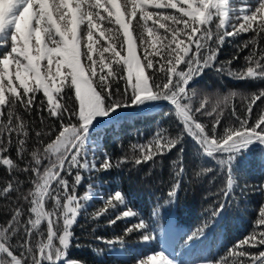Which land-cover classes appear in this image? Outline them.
Returning <instances> with one entry per match:
<instances>
[{"label":"snow or ice","instance_id":"snow-or-ice-1","mask_svg":"<svg viewBox=\"0 0 264 264\" xmlns=\"http://www.w3.org/2000/svg\"><path fill=\"white\" fill-rule=\"evenodd\" d=\"M249 32L255 35L238 46L232 60L217 62L226 38ZM262 35L264 0H0V165L10 175L30 173L32 185L20 197L27 209L18 204L7 224L0 226V264H78L68 254L73 245L81 247L73 226L82 214L98 222L124 207L126 210L108 219L107 226L140 216L127 206L121 190L105 197L89 183L78 195L85 174L90 179L93 172L126 163L140 166L151 162L155 167L163 163L158 157L175 149L178 155L172 161L173 180L165 201L174 205L185 172V137L193 141L202 158L213 163L195 175L213 173V180H225L219 189L222 199L210 209L214 225L236 202V191L244 190L236 162L257 149L264 160V109L253 120V106L264 100V89L241 96L246 101L241 115L231 103L239 93L203 94L192 84L208 69L237 80H264V48H253L245 57V67H231L239 52L257 45ZM68 91L73 94L69 97L74 100L72 108L62 102ZM39 93L43 99L37 104ZM159 102L170 106L165 115L175 117L176 134L158 127L146 143L131 145L139 155L124 156L113 163L101 147L98 126L112 123L123 109L143 110ZM230 105L232 122L222 125ZM20 109L29 114L38 110L41 123L44 112L57 122L50 131L35 132L39 146L30 153V126ZM44 136L49 137L48 142ZM13 148L16 159L6 154ZM26 153L30 155L27 161ZM20 190L19 181L15 187L9 182L0 189V195ZM253 190L264 193V183L253 186ZM94 199H100L104 207L89 213ZM152 215H158L155 209ZM42 225L46 226L43 230ZM209 226L205 223L189 241L202 239ZM134 232L140 234L139 243L150 244L156 239L151 221L143 217L127 227L124 235ZM94 239L109 249L116 244L122 249L125 244L123 237ZM262 246L264 206L259 208L247 236L216 258L203 256L198 264H264ZM95 251L103 253V249ZM135 264L179 261L158 250L137 258Z\"/></svg>","mask_w":264,"mask_h":264},{"label":"trees","instance_id":"trees-1","mask_svg":"<svg viewBox=\"0 0 264 264\" xmlns=\"http://www.w3.org/2000/svg\"><path fill=\"white\" fill-rule=\"evenodd\" d=\"M249 2L254 3L255 0H249ZM237 3H239V0H237ZM168 11L172 12L174 10ZM133 24H135V21H133ZM105 26L110 25L105 22ZM229 30L231 31V29ZM254 35V33L249 32L242 33L235 38H226L220 48L217 62L232 60V57L237 54L238 46L250 40ZM257 39V45H250L249 48L239 52V58L232 62V68L245 67V57L249 52L253 48L256 51L264 48V35ZM138 51L141 55L139 49ZM2 53L3 49H0V55ZM120 87L123 88L122 82ZM192 87L203 94L223 95L230 91L239 93L231 103L243 115L246 101L242 100L241 96H250L252 93H258L259 90L264 89V80H237L226 75L218 76L215 71L208 69L203 77L193 82ZM72 95L68 91L65 100L62 101L70 108L75 106L74 100L69 99ZM41 99H43V95L39 93L37 104ZM262 109H264V100L257 101L256 105L253 106V120L260 114ZM169 110L170 106L167 102H159L158 105L142 111L137 108L121 110L130 112L118 114L112 123L98 126L103 151L107 152L113 163H115L124 156L139 155L138 152H133L131 145L146 143L158 127L168 128L169 132L175 135L178 130L176 119L172 115H165ZM20 112L30 126V139L27 145L30 153L31 150L39 146L36 143L35 132L50 131L51 126L57 122L49 119L46 112L43 113L45 117L43 123L40 121L38 110H33L30 114L24 112L23 109H20ZM230 113L231 105L225 110L224 118L221 121L222 125L232 122ZM201 119L210 124L207 118ZM249 123H252V121H249ZM220 130L222 131V128ZM42 138L45 142L49 140L47 136ZM184 148L185 172L181 178L178 199L174 205L165 204V201L168 199L167 193L173 180L172 161L176 160L178 155L175 149L162 158L158 157V159L163 160V163L157 164L155 167H152L151 162L140 166L126 163L120 168L114 167L109 171L93 172L90 179L85 174L86 178L84 184L78 189V195L87 190L89 183L95 185L94 190L103 192L105 197L108 193L121 190L126 194L127 206L138 211L140 216L126 218L117 221L113 226H107L109 218H114L117 213L126 209L124 207L118 208L116 212L100 218L98 222L92 220L90 216L82 214L73 226V231L81 247L76 248L73 245L69 250V258L77 260L78 264H135L137 258H146L151 253L163 250L170 257L179 261V264H198L203 256L216 258L218 255L224 254L225 250L235 244L236 241L247 236L254 228L259 208L264 206V193L253 190V186L264 183V160L261 159L259 150L252 151L236 162L235 167L240 177L239 184L244 190L243 192L236 191V202H233L232 207L225 210L222 218L212 225L210 222V209L216 201L222 199V193H219V189L225 185V180L223 177H217L213 180V173L197 177L195 173L200 171L201 167H211L213 163L198 154L190 138L185 137ZM6 154L16 159L14 148ZM28 159H30V155L26 153L25 161ZM102 159L103 157H101ZM99 162L97 161L98 166ZM23 166L24 163L21 162L20 167ZM30 176V173L18 172H13L10 175L6 167L0 165V189L6 187L9 182H13L15 187V181L20 182L21 189L19 193L13 191L8 196L0 195V226L7 224L12 211L18 204H23L24 208L27 209V203L23 202L20 197L22 194H27L32 186ZM102 207H104L103 202L100 199H94L88 207V212L92 213ZM154 209L158 213L157 216L152 215ZM140 217L150 220L154 229L156 239L150 244L139 243L140 234L138 232L124 235V230L138 222ZM169 222L177 225L178 228L172 238L170 237L167 243L163 244L161 233ZM205 223H209L210 226L206 229L204 237L189 241L188 238L193 236L197 229ZM97 224L100 226L98 227ZM45 227L42 225V230ZM95 236H102L107 239L123 237L125 244L122 249L119 244L109 249L107 245L96 241ZM35 239L36 237H34ZM95 249H103V253L98 254ZM260 250H264V246ZM250 251H257V249H250Z\"/></svg>","mask_w":264,"mask_h":264},{"label":"rangeland","instance_id":"rangeland-1","mask_svg":"<svg viewBox=\"0 0 264 264\" xmlns=\"http://www.w3.org/2000/svg\"><path fill=\"white\" fill-rule=\"evenodd\" d=\"M138 55L139 54V51L137 52ZM148 109V108H146ZM145 110V109H143ZM139 111H142L141 109H139ZM178 226L177 225H173L171 224L170 222L166 224L165 226V229L162 231V235H161V238H162V242L163 244H166L167 243V240L175 234L174 232L177 230Z\"/></svg>","mask_w":264,"mask_h":264},{"label":"water","instance_id":"water-1","mask_svg":"<svg viewBox=\"0 0 264 264\" xmlns=\"http://www.w3.org/2000/svg\"><path fill=\"white\" fill-rule=\"evenodd\" d=\"M130 111H121V112H118L116 115L118 114H123V113H129ZM138 112V111H137Z\"/></svg>","mask_w":264,"mask_h":264}]
</instances>
